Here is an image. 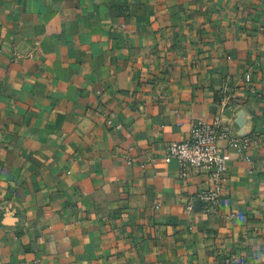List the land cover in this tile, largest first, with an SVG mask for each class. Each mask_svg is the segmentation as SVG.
Listing matches in <instances>:
<instances>
[{
  "label": "crops",
  "instance_id": "0c3cea01",
  "mask_svg": "<svg viewBox=\"0 0 264 264\" xmlns=\"http://www.w3.org/2000/svg\"><path fill=\"white\" fill-rule=\"evenodd\" d=\"M199 122L219 211L162 158ZM226 261L264 264V0H0V264Z\"/></svg>",
  "mask_w": 264,
  "mask_h": 264
},
{
  "label": "built area",
  "instance_id": "2783aa9c",
  "mask_svg": "<svg viewBox=\"0 0 264 264\" xmlns=\"http://www.w3.org/2000/svg\"><path fill=\"white\" fill-rule=\"evenodd\" d=\"M107 124H112L111 119ZM220 141H229L231 146L238 145V141L229 136L226 126L216 122H199L191 127L188 139L169 144L162 156L166 164L177 163L182 179H187L191 172L196 175L200 188L195 198L207 212L222 208V188L230 157L221 152ZM190 209L191 204L188 205ZM226 264L230 262L226 261Z\"/></svg>",
  "mask_w": 264,
  "mask_h": 264
}]
</instances>
